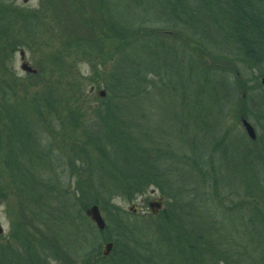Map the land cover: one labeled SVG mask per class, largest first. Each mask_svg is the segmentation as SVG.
I'll use <instances>...</instances> for the list:
<instances>
[{"label":"rangeland","instance_id":"rangeland-1","mask_svg":"<svg viewBox=\"0 0 264 264\" xmlns=\"http://www.w3.org/2000/svg\"><path fill=\"white\" fill-rule=\"evenodd\" d=\"M164 11L159 0H15L12 7L0 4V20L9 21L8 29L0 30V78L6 82L3 83L4 90L9 91L11 102L14 97L21 112H25L31 118L30 121L37 125L39 144L49 140L44 138L45 132L46 135L54 132L50 144L61 155L62 161L59 159L57 170L66 181L62 194L70 195L76 191L79 183L86 184L93 181L94 176H101L99 172L116 175L112 166L101 160L100 153L94 150L96 147L88 144L83 122L97 116L108 94L114 97L117 90L122 89L116 85L117 75L113 70L117 60L125 55L124 59H129V65L132 60H135L133 65L142 59L151 67L155 63L149 59L147 50L155 45L161 55L166 53L170 57L167 62L166 58L160 61L163 69H156V63L144 74L140 72L138 64L133 66L140 76L147 73L148 80L156 78V89L150 85L152 81L146 85L142 83L141 90L146 89L147 93L136 88L140 92L128 100H121L120 111L124 116L148 120L151 126L155 123L158 130L165 132L164 145L173 151L178 150L181 159L170 165L172 180L180 177L181 172L186 178L191 167L185 160L190 161L195 156L200 166L211 171L213 179L217 172L230 187L232 185L239 191L244 190L241 196L225 193L217 196L212 189L211 197L221 200L224 209L235 211L233 215L229 214L231 224L227 225V221L222 220L223 229L235 236L234 241L239 238L240 242H248L252 237L247 239L243 229H248L245 225L253 217L251 210L261 214L264 220V114L248 119L257 133L256 139H251L242 125L246 107L243 96L248 90L254 101L258 96L264 105V88L256 86L264 77V66L241 71L230 57L218 51V47L210 45L205 37L201 40L184 31L169 28L155 30L144 23L142 25L147 19L163 17ZM118 19L120 22L135 20L136 33H114L111 26ZM218 34L216 32L215 36L220 39ZM147 37L150 39L146 40ZM157 37L170 47H158ZM137 43L138 60L135 57L133 59L129 51ZM21 50L25 52L26 61L37 69V74L22 70ZM141 64L144 66V63ZM191 64L197 66L194 70L198 73L206 69L221 70L235 84V90H238L236 96L232 97L225 87L224 90L216 86L221 85V82L215 81L214 87L205 75H198L196 84L197 80L190 79L187 69L184 70ZM126 71L127 68L122 67L117 68L116 72L122 77ZM151 71L161 73V79ZM168 74L169 81L171 79L169 87ZM112 79L113 85H116L113 94L106 89L107 80ZM205 84L213 86V91H210L212 99L208 97L209 94H200ZM248 86L254 87L252 92ZM93 87L95 89L92 91ZM103 90L106 93L101 96ZM207 90L209 93L210 88ZM35 112H45L49 116L52 114L54 120L57 119L55 123L50 122L51 128L47 127L48 130L44 125L41 127L42 123L38 121ZM44 163L49 165L47 160ZM75 163L77 169L73 172L71 166ZM0 175V223L3 227L0 255L7 246L11 249L14 245L16 253L20 252L25 259L23 264H29L27 259L38 247L39 242L35 236L39 233L27 220L29 207L22 198L29 197L35 207L40 206V202L45 203L44 198L53 200L52 205L46 208L48 211L54 210L56 203L61 205L63 199L59 201L54 198V194L49 197L35 191H32V198L27 190L21 193L1 158ZM160 200V209L170 207V200L159 188L150 185L132 201L120 195L115 196L112 203L130 213V219L135 220L158 213L159 208L153 212L150 203ZM207 201L209 198L206 195V200L198 201L195 206L187 204L191 221L200 220L194 214H200L202 218L206 214L210 215ZM211 205L216 207L215 202H211ZM75 209L76 206H71L68 211L60 210L54 214L56 218L64 214L73 215ZM213 213L220 216L218 212ZM33 220L31 216L30 222ZM140 227L141 234L149 237L150 252L162 262L160 264H170V249L174 245L169 236L170 224L147 222ZM247 235L253 236L251 231ZM28 238L34 239L35 243L29 242ZM46 242L47 248L53 251H48L51 254L42 251L43 264H82L80 259L72 262V250L78 246L76 241L65 240L68 243L65 245L51 237L46 238ZM252 249V246L247 249L249 256H258L256 252L252 253Z\"/></svg>","mask_w":264,"mask_h":264},{"label":"trees","instance_id":"trees-1","mask_svg":"<svg viewBox=\"0 0 264 264\" xmlns=\"http://www.w3.org/2000/svg\"><path fill=\"white\" fill-rule=\"evenodd\" d=\"M159 1L164 6L165 15L157 20L147 19L148 21L142 22V25L144 23L148 28L155 30L169 28L174 31H184L201 40L205 37L210 45L218 47V51L230 57L241 71L260 69L264 66V0ZM14 2L15 0H0V4L6 7H12ZM170 14H172L171 17ZM126 21L120 22L118 19L111 26V30L119 35L136 33V21L130 19ZM8 26L9 21L0 20V30L8 29ZM216 32L220 33L218 34L220 39L216 38ZM147 38L145 39H150ZM157 38L159 39L156 43L158 47L161 45L166 48L164 45H169L164 44L166 42L159 37ZM138 44L130 47L129 50L133 59L135 57L137 60ZM143 44L146 43L143 41ZM147 51L149 59L157 63L155 68L163 69L160 61L166 58L167 62L170 57L166 53L161 55L155 45L148 47ZM124 56L113 65L114 73L117 75L116 85L122 89H118L114 97L108 94L97 116L83 122L86 134L84 135L88 144L96 147L94 150L100 153L101 160L111 165L116 175L99 172L101 176H94L93 181H88L86 184L79 183L76 191L69 193L70 195L62 194L66 181L57 170L61 155L59 156L57 150H54L53 145L50 144L54 132H48L47 135L45 132L44 138L49 140L39 144L37 125L30 121L31 118L25 112H21L14 97L11 102L9 91L4 90L3 83L6 82L0 78V158L4 161L5 168L21 193L27 190L32 198L34 194L32 191H35L39 195L46 194L49 197L54 194V198L59 201L63 199L60 202L61 205L56 203L55 209L48 211L46 208L52 205L53 200L48 201V198H44L45 203L40 202V206L35 207L36 205L30 203L29 197L22 198L24 204H28L29 207L27 220L39 233L35 236L39 242L38 245L36 244L38 247L27 259L29 264H43L42 251L47 254H51L48 251H53L47 248L46 242V238L51 237L65 245L68 244L65 240L78 243L74 250L71 248L72 262L80 259L82 264H160L162 262L150 252L149 237L140 232L142 230L140 225L147 222L170 224L169 236L174 244L170 249V257H172L170 264H264V220L261 214L251 210L253 219L251 218V221L245 225L248 229H243L247 239L252 237L250 241L240 242L237 237V241H234L235 236L227 229L226 231L223 229L222 220L225 219L227 225L231 224L229 214L233 215L235 211L224 209L221 200L211 197L212 189L217 196H223V193L241 196L244 190L239 191L232 185L230 187L216 171H213L216 172L213 179L211 171L200 166L195 156H192L190 161L185 160L191 167V172L186 173V178L181 172L180 177L172 180L170 165L181 159L177 154L178 150L173 151L164 145L165 132L158 130L157 126H154L155 123L151 126L148 120L122 115L121 100L134 97L136 92L147 93L146 89L141 90V84L144 82L146 85L148 81H152L150 85L155 89L158 84L156 78L148 80L147 73L144 75L155 64L150 67L148 62L141 59L143 66L138 60L135 64L141 68L140 72H144L140 76L134 69L135 64L132 65L135 60H132L129 65V59H124ZM188 66L184 70L187 69L186 73L190 79L195 80L198 75H205L210 78V84L213 83L214 87L215 81L221 82V85L216 84V86L222 89L225 87L232 97L236 96L238 90H235V84L221 70L206 69L205 72L198 73L194 70L197 66L193 64ZM122 67H126L127 71L120 77L121 74L116 71L117 68ZM156 75L161 79V73ZM197 82L198 80L196 84ZM170 83L168 74V87ZM116 85H113V79L107 80L106 89L113 94ZM205 86V88H199L201 96L209 94L208 97L212 99L210 91H213V86L207 84ZM256 86L264 88L259 81ZM248 87L252 92L254 87ZM207 88H210L209 93ZM247 92L249 93L248 90ZM247 92L245 91L243 96L246 105L243 118L249 119L264 114L263 102L258 100V96L254 101L251 93ZM222 102L227 103V101ZM35 115L42 123L41 127L44 125L46 128H51L50 122L57 119L54 120L52 114L49 116L45 112L38 114L35 112ZM46 160L49 161L47 166L44 163ZM75 166L76 163L71 166L73 172L77 169ZM150 185L159 188L161 193L170 200L168 209L162 208L146 219L132 220L130 213L112 203V199L120 195L132 201L139 193H144ZM206 195L209 198L207 202L210 215L206 214L202 218L200 214H194L193 216L200 220L191 221L186 209L187 204L195 206L198 201L206 200ZM211 202H215L216 207L211 205ZM93 205H98L102 214L105 215L106 226L103 230L98 229L85 213V210ZM71 206H76L75 214L55 217L56 211H68ZM213 212H218L220 216L217 217ZM31 216L34 217L32 222H30ZM54 221H56L55 225ZM250 231L253 236L247 235ZM236 234L238 235L237 232ZM28 240L35 243L34 239L28 238ZM165 240L168 239L165 237ZM107 241L112 242L113 247L108 255H104V242ZM12 246L11 249L7 246L1 253L0 264H23L25 260L23 255L20 252L16 253L14 245ZM250 246L253 248L252 253L256 252L258 256H249L247 249Z\"/></svg>","mask_w":264,"mask_h":264},{"label":"water","instance_id":"water-1","mask_svg":"<svg viewBox=\"0 0 264 264\" xmlns=\"http://www.w3.org/2000/svg\"><path fill=\"white\" fill-rule=\"evenodd\" d=\"M20 55H21V59L23 60L22 64H21L22 70H24L27 73H32V74L37 73V69L32 67L28 63V61H25V52H24V50H21ZM261 83L264 85V77L261 79ZM100 93H101V96H104L106 92L103 90ZM242 125L245 128L248 136L251 139H256V137H257L256 130H255L254 126L246 118L242 119ZM161 200L160 201H154V202H152L150 204V207L152 208V210L154 212H156L158 208L159 209L161 208V206H162V201ZM85 212H86V215L91 218V220L96 224V226L100 230H103L105 228L106 222H105V220L103 218V215H102L101 210H100L98 205H93V206L88 207ZM2 233H3V227H2V225L0 223V234H2ZM112 247H113V243L112 242H106L104 244V248H105L104 255H108L110 253Z\"/></svg>","mask_w":264,"mask_h":264},{"label":"flooded vegetation","instance_id":"flooded-vegetation-1","mask_svg":"<svg viewBox=\"0 0 264 264\" xmlns=\"http://www.w3.org/2000/svg\"><path fill=\"white\" fill-rule=\"evenodd\" d=\"M111 251H112V249H111ZM111 251H110V252H111Z\"/></svg>","mask_w":264,"mask_h":264}]
</instances>
